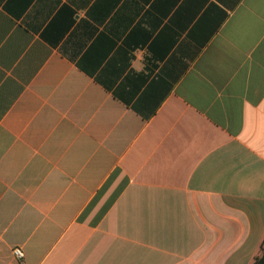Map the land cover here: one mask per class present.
<instances>
[{
	"label": "crops",
	"instance_id": "obj_1",
	"mask_svg": "<svg viewBox=\"0 0 264 264\" xmlns=\"http://www.w3.org/2000/svg\"><path fill=\"white\" fill-rule=\"evenodd\" d=\"M263 242L264 0H0V264Z\"/></svg>",
	"mask_w": 264,
	"mask_h": 264
},
{
	"label": "trees",
	"instance_id": "obj_2",
	"mask_svg": "<svg viewBox=\"0 0 264 264\" xmlns=\"http://www.w3.org/2000/svg\"><path fill=\"white\" fill-rule=\"evenodd\" d=\"M253 264H264V242L262 244L261 254L260 256L255 258V261Z\"/></svg>",
	"mask_w": 264,
	"mask_h": 264
},
{
	"label": "built area",
	"instance_id": "obj_3",
	"mask_svg": "<svg viewBox=\"0 0 264 264\" xmlns=\"http://www.w3.org/2000/svg\"><path fill=\"white\" fill-rule=\"evenodd\" d=\"M14 254L18 259H22V252L19 249L14 250Z\"/></svg>",
	"mask_w": 264,
	"mask_h": 264
}]
</instances>
